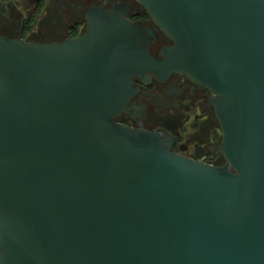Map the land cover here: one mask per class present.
Instances as JSON below:
<instances>
[{
  "label": "water",
  "instance_id": "water-1",
  "mask_svg": "<svg viewBox=\"0 0 264 264\" xmlns=\"http://www.w3.org/2000/svg\"><path fill=\"white\" fill-rule=\"evenodd\" d=\"M85 34L0 37V264H264V0H138ZM186 74L215 96L222 166L114 119L132 76Z\"/></svg>",
  "mask_w": 264,
  "mask_h": 264
},
{
  "label": "flooded vegetation",
  "instance_id": "flooded-vegetation-1",
  "mask_svg": "<svg viewBox=\"0 0 264 264\" xmlns=\"http://www.w3.org/2000/svg\"><path fill=\"white\" fill-rule=\"evenodd\" d=\"M7 4V3H6ZM19 12L8 19L0 12V37L49 44L62 43L86 33L89 12L121 8L134 27L142 31L149 54L164 60V48L174 41L156 24L138 0H22ZM135 93L114 121L134 130L166 137L169 150L189 159L222 166L219 151L223 132L217 116V96L186 74L172 72L164 79L152 73L132 76Z\"/></svg>",
  "mask_w": 264,
  "mask_h": 264
},
{
  "label": "rangeland",
  "instance_id": "rangeland-1",
  "mask_svg": "<svg viewBox=\"0 0 264 264\" xmlns=\"http://www.w3.org/2000/svg\"><path fill=\"white\" fill-rule=\"evenodd\" d=\"M6 3H4V11H0L2 14L7 12L6 14L3 15L5 19H8L10 17V14L13 12V10L19 12L22 9L20 6L22 0H18L16 2L7 1Z\"/></svg>",
  "mask_w": 264,
  "mask_h": 264
},
{
  "label": "trees",
  "instance_id": "trees-1",
  "mask_svg": "<svg viewBox=\"0 0 264 264\" xmlns=\"http://www.w3.org/2000/svg\"><path fill=\"white\" fill-rule=\"evenodd\" d=\"M7 1H18V0H0V11H4V3H6Z\"/></svg>",
  "mask_w": 264,
  "mask_h": 264
}]
</instances>
